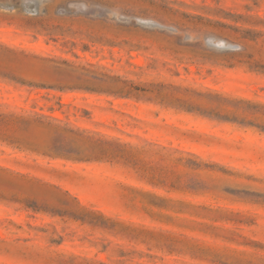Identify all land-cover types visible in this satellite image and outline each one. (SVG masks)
<instances>
[{"label": "rangeland", "instance_id": "obj_1", "mask_svg": "<svg viewBox=\"0 0 264 264\" xmlns=\"http://www.w3.org/2000/svg\"><path fill=\"white\" fill-rule=\"evenodd\" d=\"M0 44L42 117L0 127V264H264V0H2Z\"/></svg>", "mask_w": 264, "mask_h": 264}, {"label": "trees", "instance_id": "obj_2", "mask_svg": "<svg viewBox=\"0 0 264 264\" xmlns=\"http://www.w3.org/2000/svg\"><path fill=\"white\" fill-rule=\"evenodd\" d=\"M0 1H2V0H0ZM3 52L14 53V52H18V51L13 49V48H10L9 46H7L5 44H0V53H3ZM4 77H7V76L4 75ZM21 83L24 84V82H21ZM30 85H32V84H30ZM234 102L236 103V107L238 108V110H240L242 107H244L245 104H247L248 108H250V104H251V100H248V99H238V100H234ZM257 106L264 108V105H257ZM210 113H211V117L219 119V120L237 121V119H239V117L236 113H233L232 115L231 114H225L224 116H221L222 114L219 111H217L216 108L212 109V111ZM257 113H259L260 115L257 116L256 120H259V121L261 120V121L258 124H256V122H250V125H253V126L257 127L259 130H261L262 132H264V111L258 110ZM41 118L42 117L26 118V117H22V116H16L15 114H7V113H1L0 112V127L8 125L12 122L29 124L33 121H41ZM94 142H95L97 147H101V142H103V141L100 140V141H94ZM52 155L58 156L61 154L59 152H54V154H52ZM76 159H79V158H76Z\"/></svg>", "mask_w": 264, "mask_h": 264}]
</instances>
